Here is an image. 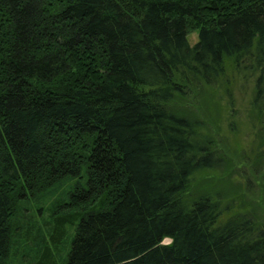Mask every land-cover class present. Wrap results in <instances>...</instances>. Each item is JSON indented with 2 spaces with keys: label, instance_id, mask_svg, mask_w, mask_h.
<instances>
[{
  "label": "trees",
  "instance_id": "trees-1",
  "mask_svg": "<svg viewBox=\"0 0 264 264\" xmlns=\"http://www.w3.org/2000/svg\"><path fill=\"white\" fill-rule=\"evenodd\" d=\"M244 69L258 104L264 0H0V264H264V225L193 192L222 157L175 105ZM65 185L47 235L25 210Z\"/></svg>",
  "mask_w": 264,
  "mask_h": 264
},
{
  "label": "rangeland",
  "instance_id": "rangeland-1",
  "mask_svg": "<svg viewBox=\"0 0 264 264\" xmlns=\"http://www.w3.org/2000/svg\"><path fill=\"white\" fill-rule=\"evenodd\" d=\"M188 39L194 44L198 33L191 32ZM245 71L229 72L231 93L224 87L220 93L207 88L193 89L178 98L175 105L204 121L206 132L218 145L222 157L220 167L196 176L193 192L220 189L225 201L234 204L233 211L226 215L247 211L264 225V99L258 104L254 102L259 73ZM67 186L47 203L46 195L33 198V210H25L47 235L48 227L53 226L50 208L57 200L65 199ZM170 242L169 238L164 239V243Z\"/></svg>",
  "mask_w": 264,
  "mask_h": 264
}]
</instances>
